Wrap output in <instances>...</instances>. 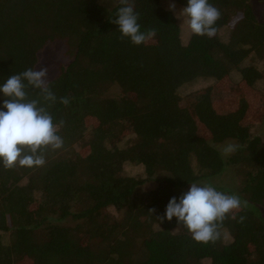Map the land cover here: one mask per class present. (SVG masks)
I'll list each match as a JSON object with an SVG mask.
<instances>
[{
	"label": "trees",
	"instance_id": "obj_1",
	"mask_svg": "<svg viewBox=\"0 0 264 264\" xmlns=\"http://www.w3.org/2000/svg\"><path fill=\"white\" fill-rule=\"evenodd\" d=\"M209 2L221 12L215 36L185 42L166 0H133L141 31H156L136 46L112 23L119 0H0V84L36 69L49 43L72 57L49 80L63 147L43 167L0 165V264H264V140L252 132L264 100L247 93L262 91L264 71L246 65L264 61V0ZM201 80L213 84L181 95ZM221 86L244 91L234 108L216 106ZM125 123L131 132L113 142ZM230 141L238 147L226 158L217 145ZM127 165L143 174L127 175ZM228 166L238 189L211 185L247 207L215 243L194 242L175 218L159 224L171 198Z\"/></svg>",
	"mask_w": 264,
	"mask_h": 264
},
{
	"label": "clouds",
	"instance_id": "obj_2",
	"mask_svg": "<svg viewBox=\"0 0 264 264\" xmlns=\"http://www.w3.org/2000/svg\"><path fill=\"white\" fill-rule=\"evenodd\" d=\"M121 7L116 19L121 40L128 39L139 46L151 40L155 29L141 31L138 23L139 14L134 10L133 0H119ZM176 18L182 20L181 27L195 36L212 38L217 32L215 27L221 12L209 0H187V6L176 13V5H169ZM38 61L36 64H39ZM49 69L28 68L19 74H13L0 84V165L5 170L16 167H43L46 163L45 153L63 147V138L58 134L64 121L53 123L49 108L57 102V97L50 88ZM35 93V98H29ZM60 103L69 104V99L61 98ZM237 145L227 144L223 149L225 155L234 153ZM247 207L237 194L218 191L211 184L193 182L179 200L170 199L164 216L156 218L163 223L165 219L177 221V229H186L196 243H215L221 236L224 221L236 219L234 213ZM150 214L155 209L149 210ZM245 217L240 216V223ZM176 229V230H177ZM175 230V231H176Z\"/></svg>",
	"mask_w": 264,
	"mask_h": 264
},
{
	"label": "rangeland",
	"instance_id": "obj_3",
	"mask_svg": "<svg viewBox=\"0 0 264 264\" xmlns=\"http://www.w3.org/2000/svg\"><path fill=\"white\" fill-rule=\"evenodd\" d=\"M173 2L171 0H166V4L169 8V5L172 4ZM182 8L179 6H176V13H178ZM180 25L182 23V20H179ZM182 28V36L184 37V41L188 42V39L190 37V33L186 30V28ZM228 31L224 30L222 31V36L224 39H228ZM71 58L69 53L67 52L66 44L63 42H55V43H49L40 53H39V64H37L36 69L38 70L39 67H47L49 69L48 73V79L51 80L57 72V69L61 65H67L70 61ZM246 65H255L258 67L260 71H264V61L257 60L256 58H250L246 61ZM233 78L236 81L240 80V74L238 72H234ZM213 84V81L208 80V81H198L197 83L191 85V86H186L181 90V95L182 96H187L197 90H201L203 88H206L210 85ZM258 86L260 89L263 91H248V95L251 96L253 99L254 103H258L260 99L264 100V80H262ZM240 88V87H238ZM119 91L116 90V94H118ZM244 91L241 89H237L235 86L231 87H224L221 86L219 87L215 92H214V99L216 102V106L219 108V110H229L231 108H234L235 105L237 104V97L241 94H243ZM194 100H185L183 104L185 106H192V102ZM264 106V105H263ZM260 106L254 112V117L260 121L256 125L252 127V132L256 136H260L264 140V119L261 120L262 115H263V109L264 107ZM93 123V122H92ZM91 123V124H92ZM131 132V128L127 123L123 126L122 130V136L119 139H114V141L121 140L123 137L128 135ZM127 140V139H126ZM227 144H235L234 142H228ZM226 143L219 144L217 145L222 152L224 157H229V155H225L223 149L227 145ZM125 173L129 176H140L143 174V168L140 166H133V165H127L125 167ZM241 179L236 173V168L234 166H228L225 172L220 175L216 179H212L211 182H199L200 184H213V185H218L222 187H228L231 189H238L239 183ZM189 190V189H188ZM229 241V239H227ZM204 264H209L208 262Z\"/></svg>",
	"mask_w": 264,
	"mask_h": 264
}]
</instances>
